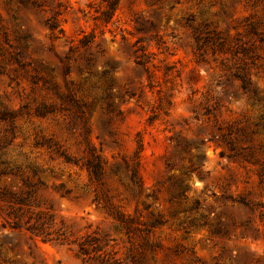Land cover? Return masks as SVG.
Returning a JSON list of instances; mask_svg holds the SVG:
<instances>
[{"label":"rangeland","instance_id":"1","mask_svg":"<svg viewBox=\"0 0 264 264\" xmlns=\"http://www.w3.org/2000/svg\"><path fill=\"white\" fill-rule=\"evenodd\" d=\"M104 9L0 0V264H264V0H120L107 23ZM88 234L102 249L84 260Z\"/></svg>","mask_w":264,"mask_h":264},{"label":"trees","instance_id":"2","mask_svg":"<svg viewBox=\"0 0 264 264\" xmlns=\"http://www.w3.org/2000/svg\"><path fill=\"white\" fill-rule=\"evenodd\" d=\"M105 3V9L102 11L101 15L99 16L104 22H109L114 15V12L117 8V5L119 3L120 0H103ZM19 2L24 6V7H32L35 9H43L44 7V3L45 0H19ZM61 14L60 10H54L50 12V15L47 16L44 19V22L46 24V26L48 27V29L50 30V33L53 37H58L59 33H63V29L60 25V21H59V15ZM137 30L138 31H142V28H140V26H137ZM93 36L89 35V34H84L80 39L77 45H72L70 46V51H75L77 48H84L87 49L90 47V45L93 42ZM141 51V48L138 47L136 49V51ZM62 62L67 61L68 59H70V55L67 54V56H65V58H61ZM93 58L91 56L86 58V62L88 64L92 63ZM136 64L140 67H142L144 70L147 71V55L144 51H142L141 53H139L136 56V60H135ZM69 64L68 61L65 62V72H68L69 70ZM112 69H115V65L112 64L111 65ZM108 69L105 70V72ZM243 85L242 87L245 89H249V81L247 79L241 78ZM253 94L256 95V90L253 89L252 90ZM104 110H107L108 112H112L115 109V106L113 104V101L111 100V94L110 92H108L106 94V100L104 101ZM45 106L44 108H39L38 111L39 113L43 114L45 113ZM126 164V169L128 172V177L130 180V184L133 188V193L135 196H140L142 193V188H143V183H142V179L138 170V159L135 157V161L130 164L127 161L125 162ZM87 167L90 171L91 174H93L95 177H100L102 175V170H101V166L99 164V162L96 161H91L87 164ZM147 196H152L151 194H147ZM177 198V196H173L172 199ZM246 204V203H245ZM114 218L119 222V226L121 227H126L127 229L130 228L127 219L123 216V214H121L120 212H112ZM39 220L37 219L36 222H38ZM32 223L29 226V230L31 231V233H33L35 236L40 237V239L42 241H51V238L47 237L48 232L46 234H44V231L42 230V226L43 223L39 222V223ZM162 222V219L160 217H153V219L150 221V226H154L156 224H159ZM41 229V230H40ZM216 231H220L218 228L216 229ZM102 249V244L100 243V238L97 236H92L90 234L85 235L84 237H82V239L78 242V251L80 253V255H82L84 260H90L91 258L95 259V256H93V252H97L100 251ZM100 256V255H99ZM101 262H106L105 259H101Z\"/></svg>","mask_w":264,"mask_h":264}]
</instances>
